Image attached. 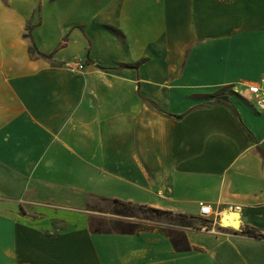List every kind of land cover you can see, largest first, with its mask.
Instances as JSON below:
<instances>
[{
  "label": "crops",
  "instance_id": "1",
  "mask_svg": "<svg viewBox=\"0 0 264 264\" xmlns=\"http://www.w3.org/2000/svg\"><path fill=\"white\" fill-rule=\"evenodd\" d=\"M263 77L264 0H0V264H264V238L187 228L178 251L89 208L204 201L264 233V111L205 96Z\"/></svg>",
  "mask_w": 264,
  "mask_h": 264
},
{
  "label": "trees",
  "instance_id": "2",
  "mask_svg": "<svg viewBox=\"0 0 264 264\" xmlns=\"http://www.w3.org/2000/svg\"><path fill=\"white\" fill-rule=\"evenodd\" d=\"M114 32H118L112 26L108 27ZM25 37L31 42V53L33 56L44 58L52 61L54 53L45 54L42 53L32 35V27L28 28V32L25 33ZM120 66H127L126 64H120ZM235 93L233 86H225L218 91L210 94H206L207 98H214L215 103H229V94ZM161 110V108H160ZM264 158V151H262ZM95 199L107 203L109 205L107 210L89 203V208L99 213L91 215L90 226L95 232H112L117 231L121 233H137L142 230L150 228H159L162 232L167 234L175 249L178 251H185L191 249V244L186 235L187 228L199 227L198 216L187 213H174L173 211L163 210L155 208L146 204H139L132 201H125L118 198H108L104 196H96ZM141 212H150L152 214H166L171 217L173 224H165L163 222H156L149 217H141ZM175 221V222H174ZM167 227V228H165ZM235 234H244L256 238H264V233L257 231L255 228L246 226L241 231L233 230Z\"/></svg>",
  "mask_w": 264,
  "mask_h": 264
},
{
  "label": "built area",
  "instance_id": "3",
  "mask_svg": "<svg viewBox=\"0 0 264 264\" xmlns=\"http://www.w3.org/2000/svg\"><path fill=\"white\" fill-rule=\"evenodd\" d=\"M70 67L73 71L85 70V59L83 57H77L70 64ZM233 89L236 92H245L248 100L259 110L264 111V77L258 82L245 85L244 88H239L236 85ZM235 210H238V207H235ZM197 216L200 224L199 227H193L195 229H201L218 235L225 232L223 230L224 228H228L222 225V210H216L204 201L200 202V210Z\"/></svg>",
  "mask_w": 264,
  "mask_h": 264
},
{
  "label": "rangeland",
  "instance_id": "4",
  "mask_svg": "<svg viewBox=\"0 0 264 264\" xmlns=\"http://www.w3.org/2000/svg\"><path fill=\"white\" fill-rule=\"evenodd\" d=\"M236 94L240 98H246L245 92H237ZM91 203L93 205H96V206L102 208L103 210H107L108 207H109V205L107 203H103V202H101V201H99L97 199H91ZM140 216L141 217H149V218H152L156 222H163L165 224L167 223V224H170V225L173 224L172 223L173 221H171L172 220L171 217L169 215H166V214L157 215V214H152L150 212H141ZM165 228H167V227H165ZM223 230L224 231H231V230H234V228L228 227V228H224Z\"/></svg>",
  "mask_w": 264,
  "mask_h": 264
},
{
  "label": "bare ground",
  "instance_id": "5",
  "mask_svg": "<svg viewBox=\"0 0 264 264\" xmlns=\"http://www.w3.org/2000/svg\"><path fill=\"white\" fill-rule=\"evenodd\" d=\"M239 216V212L234 209L225 210L223 212L222 225L234 229L239 228L241 226Z\"/></svg>",
  "mask_w": 264,
  "mask_h": 264
}]
</instances>
